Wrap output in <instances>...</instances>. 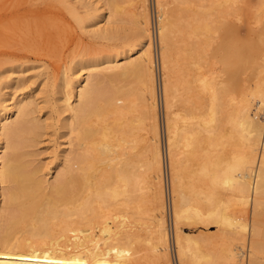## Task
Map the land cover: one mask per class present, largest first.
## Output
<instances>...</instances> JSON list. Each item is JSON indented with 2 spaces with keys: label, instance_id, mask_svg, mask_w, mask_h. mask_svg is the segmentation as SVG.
Masks as SVG:
<instances>
[{
  "label": "bare ground",
  "instance_id": "1",
  "mask_svg": "<svg viewBox=\"0 0 264 264\" xmlns=\"http://www.w3.org/2000/svg\"><path fill=\"white\" fill-rule=\"evenodd\" d=\"M176 1L185 16L171 11V0H155L165 149L148 0H128L135 11L127 16L138 26L128 53L80 66L97 71L115 62L120 70L64 83V127L75 147L61 154L66 166L54 181L38 175L23 150L34 137L18 134L30 100L0 112V264H173L165 157L179 263L241 264L248 236L249 264H263L264 9L256 26L248 22L260 45L244 58L238 45L245 38L234 49L210 41L217 16L250 1ZM121 3L106 0L107 22L124 11ZM130 76L139 78V92L122 84ZM236 206L250 208L252 220Z\"/></svg>",
  "mask_w": 264,
  "mask_h": 264
},
{
  "label": "rangeland",
  "instance_id": "2",
  "mask_svg": "<svg viewBox=\"0 0 264 264\" xmlns=\"http://www.w3.org/2000/svg\"><path fill=\"white\" fill-rule=\"evenodd\" d=\"M243 1V3L239 2L240 7L246 4L245 0ZM246 1H250L252 6L243 5L244 8L238 10L232 6L223 12V16H217L216 29L210 41L212 48L218 45L234 49L238 45L237 39L240 36L245 38L244 45H240L241 47L238 45L244 58L250 52H255L254 46L260 45V39L256 33H250L255 37L248 35V22L251 21L252 25L256 26V19L259 18L264 7H261L262 0ZM120 2H123L121 4L122 7L124 6V11L118 15L117 20L107 22L105 15L110 8L107 7L106 0H0V112L9 102L21 98L30 100L28 121L18 134L34 137L31 142L30 140L26 142L27 146L24 147L26 150L24 148L23 150L31 153L29 156V161H32H30L31 166L39 168L38 175L43 176L49 182L54 181L57 173L64 170L66 166V163L61 161V154L64 152L70 154L75 147L74 134L66 132L64 127V121L69 115V111L64 107V101L60 99L65 91L64 83L70 82L76 75L83 74L92 77L90 72L97 76L99 73L120 70L121 68L115 67V62L97 71L89 68L80 69V66L105 55L112 57L122 55V53L125 55L130 50L127 42L132 40L138 26L131 19L133 17L129 18L127 15L131 11L134 12L135 8L128 5V0H120ZM150 5L151 2L148 0V14L151 17ZM170 9L178 16H185L180 1L171 0ZM101 29H105L104 34L100 33ZM249 38L250 44L246 41H249ZM180 45L183 46V38ZM244 47L247 50H243ZM152 51L154 52L153 49ZM162 71L164 78V70ZM137 78L130 76L128 79L125 78L122 84L137 88L136 91L139 92L141 88L139 89L140 83L137 82L139 81ZM72 86L70 83L67 85L68 91L73 92ZM158 99L159 118L161 117L159 121L160 123L162 121L163 130L161 86L160 89L158 88ZM70 102L73 105L77 102L74 92ZM164 137L163 130V141L161 142L160 138V144L165 149ZM69 141L73 142L72 147ZM64 148L67 150L63 151ZM165 161L167 166L164 164V174L166 166L169 175L166 157ZM163 186L166 190V175ZM228 193L226 196L229 198L231 193ZM2 204L3 196L0 195V207ZM235 209L244 219L252 220L250 208L236 206ZM262 214L264 216V213ZM171 217L170 224L166 210V223L169 224L168 228L171 231L170 257L173 264H180L172 234L173 216ZM262 222L264 226V217ZM194 225L185 224L186 227L194 228V230L203 228L202 224ZM198 225L199 228H196ZM215 227V225L210 226V229L216 230ZM241 245L240 263L249 264L250 240L248 236L244 238ZM260 261L264 264V257Z\"/></svg>",
  "mask_w": 264,
  "mask_h": 264
},
{
  "label": "built area",
  "instance_id": "3",
  "mask_svg": "<svg viewBox=\"0 0 264 264\" xmlns=\"http://www.w3.org/2000/svg\"><path fill=\"white\" fill-rule=\"evenodd\" d=\"M151 5H150V10H151V18H152V42H153V50L155 54V70L157 71L158 74V80H159V89H160V75H161V64H160V57H159V52H160V47H159V42H158V37H157V30H158V24H157V10L155 6V0H150ZM166 165V161H165ZM167 166V165H166ZM165 166V175H166V194H167V211H168V217L170 218V224L172 222V217H171V202H172V194H171V189L169 185V176H168V169Z\"/></svg>",
  "mask_w": 264,
  "mask_h": 264
}]
</instances>
